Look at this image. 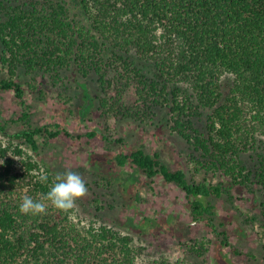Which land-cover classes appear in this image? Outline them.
Listing matches in <instances>:
<instances>
[{"label":"trees","instance_id":"1","mask_svg":"<svg viewBox=\"0 0 264 264\" xmlns=\"http://www.w3.org/2000/svg\"><path fill=\"white\" fill-rule=\"evenodd\" d=\"M69 70L83 77L94 73L98 96L81 84L75 125L68 122L73 110L58 98L50 115L56 120L33 123L27 92L44 95ZM0 73V91H11L21 108L10 119L0 109V264H133L138 249L129 231L183 236L187 226L180 215L175 225L166 219L157 225L163 213L140 208L141 188L159 179L179 188L192 220L216 233V264H235L225 247L238 216L219 213L212 198H232V189L255 184L264 227V0H0ZM96 103L103 114L135 124L156 109L165 111L170 130L200 152L196 163L219 179L190 180L171 146L164 147L160 128L150 151L143 139L129 146L98 127L75 134ZM204 114L202 131L195 120ZM8 121L22 123L10 132ZM82 135L120 145L105 151L113 154L114 168L99 172L125 200L117 219L126 233L105 224L80 225L72 209L19 212L22 196L38 199L57 173L41 170L34 158L39 139L72 141ZM250 150L253 165L243 160ZM97 153L103 151L88 153L89 163ZM164 153L173 167L162 160ZM14 156L22 157L19 170ZM44 172L48 184L38 182ZM127 209L132 214L123 213ZM237 234L247 238L242 229ZM232 252L240 254L235 247Z\"/></svg>","mask_w":264,"mask_h":264},{"label":"rangeland","instance_id":"2","mask_svg":"<svg viewBox=\"0 0 264 264\" xmlns=\"http://www.w3.org/2000/svg\"><path fill=\"white\" fill-rule=\"evenodd\" d=\"M81 84H85L91 97L95 99L98 96L97 76L91 73L87 77H83L73 70L61 73L60 81L55 85L51 84L44 90V95L28 91L26 102L30 107L31 121L41 124L55 121L56 117H50V115L52 108L56 106L55 99L58 98L65 102L66 107L73 110V114L68 115V122L75 125L76 108L82 102ZM0 109L3 110L5 119L17 118L21 113V108L14 101L11 91H0ZM167 119L168 115L165 111L156 109V113L151 118L137 121V127L133 120L103 114L97 109L96 103L86 116L85 123L78 127L75 134H85L90 127H98L113 137H123L129 146H138V143L143 139L146 150L150 151L156 143L157 128H160V138L166 140V144H163L164 147L170 148L171 146L175 157L181 161L190 180H200L205 177L211 182H216L219 179V174L205 171L200 167V164L196 163L195 158H201L200 152L196 151L180 135L170 130ZM21 123L22 121L16 123L8 121L7 129L12 132L19 128ZM195 124L203 131L206 115L196 119ZM70 131L72 133L73 129L70 128ZM140 133H142V137H140ZM1 138L4 142L8 139L2 134ZM260 138H264V136ZM39 142V154L34 155V158L41 170L46 167H50L57 173L71 170L79 173L86 182L87 195L79 199L76 206L72 208L71 217L73 220L87 227H98L101 224L114 226L126 233L128 229L120 227L121 224L117 219L122 212L125 200L119 193L117 185L115 183H112V186L107 185L105 181L107 179L104 180L99 172V170L106 171L107 169L111 171L114 168L113 161L110 160L113 154L105 151L117 150L120 145L102 140L100 137L87 139L84 135L75 137L72 141L40 138ZM99 142L101 143L97 146ZM25 150L29 151L26 148ZM92 150H102L103 153L93 154L89 163L87 156ZM253 152L250 150L243 154V160L247 165H253V159L249 154ZM14 159L15 166L19 170L22 157L14 156ZM162 160L173 167L170 154H162ZM250 186L251 189L246 188L240 192L232 189V198L224 196L226 200L212 198L219 213L225 214L226 211H229V213L238 216L237 220L233 219L229 225L227 231L230 244L225 247L230 251L235 264H264V227L259 215V196L256 185L250 184ZM140 195L143 198L140 208L154 216L157 212L163 213V216L157 218V225L163 224L164 219L175 225L178 223L177 219L180 215L181 220L187 226L184 225L183 236L165 232H159L157 236L154 234L142 235L129 231L138 249L133 264H216L214 241L217 235L203 221L192 220L189 209L184 204L185 195L179 188L170 183L165 184L159 179L152 184V187L143 186ZM94 198H99L100 202H95ZM98 205H101L102 208L96 209ZM132 212L133 209L123 210V213L132 214ZM232 227H235L236 232L230 230ZM239 229L246 232L247 238H242L237 234ZM233 247L237 248L240 254H234Z\"/></svg>","mask_w":264,"mask_h":264},{"label":"clouds","instance_id":"3","mask_svg":"<svg viewBox=\"0 0 264 264\" xmlns=\"http://www.w3.org/2000/svg\"><path fill=\"white\" fill-rule=\"evenodd\" d=\"M0 164L3 161L0 160ZM38 182L48 184L49 177L46 172L41 173ZM88 189L83 177L71 170L56 173L46 193L38 199L24 194L19 204V212L24 215H43L49 207L60 211H68L76 206V202L87 195Z\"/></svg>","mask_w":264,"mask_h":264}]
</instances>
